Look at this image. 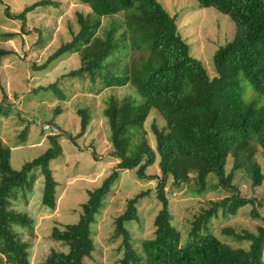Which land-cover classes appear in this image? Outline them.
<instances>
[{
  "label": "trees",
  "instance_id": "16d2710c",
  "mask_svg": "<svg viewBox=\"0 0 264 264\" xmlns=\"http://www.w3.org/2000/svg\"><path fill=\"white\" fill-rule=\"evenodd\" d=\"M79 1L87 5L90 12H77V32L72 33V38L62 43L43 63L36 65V69L46 68L63 54L78 53L81 64L69 72L70 76L84 78L86 75L92 83L99 80L103 88L130 84L141 100L114 94L106 99L102 115L109 127L110 156L117 163L98 186L88 191V199L82 203L75 223L63 228L52 227L50 237L66 250H52L44 263L84 264V258L89 257L94 249L90 226L95 214L119 178V171L136 169L138 178L155 180V197L160 204L154 219L153 236L142 241L146 264H264L263 226L251 236L247 250L232 249L212 235L194 237L181 246L179 233L171 224L165 190L169 180L174 186H180L193 175L198 190L202 192L210 172H214L219 184L226 187L238 169L254 186L264 181V173L256 160L257 154L264 157V104L245 101L239 85L241 78L246 79L258 95H264V1L197 0L200 7H215L235 24L233 38L213 54L216 74L212 77L203 63L190 55L189 46L178 33L174 16L158 0ZM5 9L10 16L7 6ZM31 9L32 6L27 7L15 17L24 22L26 12ZM120 15L122 23L113 20L103 35L97 34L102 18L114 19ZM143 29L148 30L150 50L157 52L158 65L153 67L152 57H147L146 63L134 66L122 76L107 73L108 58L121 57L127 49L142 48V43L136 42L134 35ZM5 35L14 36L15 33ZM9 53L0 48V56ZM48 87L55 89L56 85ZM7 99L4 95L0 110ZM151 109H155L163 121L162 125L155 121L150 124L154 146H151L144 126ZM77 112L80 115L79 132L74 136L66 131L49 134L45 150L23 163L20 169L12 168L9 147L0 139V241L3 251L14 264L31 263L28 246L16 234L12 224L27 226L30 223L28 217L10 209L8 197L23 190L28 174L39 169L43 183L41 203L46 209H55L57 185L49 163L61 153V137L75 142L85 133L91 119L90 112L86 108ZM50 122L53 125L55 121L51 119ZM229 156L233 164L226 174ZM154 163L159 167V174H147L146 168ZM142 194L129 198L125 210L115 221V233L121 238L123 253L119 264H139L141 259L132 246L124 223L137 217L136 203ZM230 201V210L235 212L251 199L241 198L236 193L221 198L215 208L196 216L191 234L197 233L218 205H229Z\"/></svg>",
  "mask_w": 264,
  "mask_h": 264
},
{
  "label": "rangeland",
  "instance_id": "374dc122",
  "mask_svg": "<svg viewBox=\"0 0 264 264\" xmlns=\"http://www.w3.org/2000/svg\"><path fill=\"white\" fill-rule=\"evenodd\" d=\"M158 1L174 16L178 33L189 46L190 55L200 60L208 74L214 76L213 54L233 38L234 22L215 7H200L197 0ZM6 6L11 17L6 13ZM30 6L32 9L26 12L24 22L15 17ZM77 12L87 14L90 9L79 0H2L0 3V48L11 52L0 56V101L4 95L12 99V103L3 101L2 104L1 110L5 112L9 109L7 112L12 115V119L5 121L0 111V139L7 147L21 145L11 151L12 168L19 169L23 163L42 152L48 144L49 135L42 127L52 125L51 119H54L53 125L60 133L66 131L74 136L80 130V115L77 111L86 108L91 116L86 135L76 138L75 142L61 137V153L49 163L57 185L54 210L46 209L41 203L43 183L39 169H34L26 178L25 198H22L21 193L18 198L8 197L10 209L29 219L30 224L27 226L19 223H13L12 226L27 244L31 264H45V258L52 250H66L60 242L50 237L52 227L63 228L66 224L75 223L79 219L82 203L88 199V191L98 186L117 163L110 156L109 127L102 115L106 99L114 94L141 100L130 84L103 88L99 80L92 83L86 75L84 78L70 76L69 72L81 64L78 53L63 54L46 68L36 69V65L43 63L62 43L72 38V33L77 32ZM113 20L122 23L123 17L102 18L97 34L103 35ZM5 33L15 35L10 38L1 36ZM134 36L136 42L142 43V48L127 49L126 56L108 58L107 73L122 76L134 66L146 63L147 57H152L153 67L158 65L157 52L150 50L148 30L138 31ZM142 55L144 59L140 60ZM50 84H55L56 88H49ZM239 85L245 101L264 104V95H258L246 79L241 78ZM152 121L163 124L155 109H151L144 124L149 142L154 146V137L150 132ZM256 160L264 173V157L257 154ZM232 164L233 159L229 156L225 165L226 174L232 169ZM119 172V178L112 184L91 223L94 249L89 257L84 258V264H119L123 253L121 238L115 233V221L125 210L127 200L142 192L144 194L136 203L137 217L125 221L124 226L141 258L139 264H146L142 241L153 236L154 219L160 209L155 197V180L138 178L136 169ZM146 173L159 174L157 163L147 167ZM165 190L171 224L179 233L181 246L194 237L212 235L232 249L247 250L251 236L257 233L259 226L264 227V181L260 185H252L241 169L234 171L226 187L219 184L214 172H210L202 192L198 190L193 175L191 180L180 186H174L169 180ZM233 193L241 198H250L251 201L239 206L235 212L230 210L231 201L229 205H218L215 213L201 225L197 233L191 234L196 216L215 208L221 198ZM0 264H14L12 258L3 251L1 241Z\"/></svg>",
  "mask_w": 264,
  "mask_h": 264
},
{
  "label": "crops",
  "instance_id": "0c3cea01",
  "mask_svg": "<svg viewBox=\"0 0 264 264\" xmlns=\"http://www.w3.org/2000/svg\"><path fill=\"white\" fill-rule=\"evenodd\" d=\"M0 34H2V33H0ZM1 36H4V35H1ZM10 37H13V36H5V38H10ZM8 95V94H7ZM9 99H7V100H5L6 102H8L9 101V103H12V99L10 98V96H7ZM1 112H2V117H4L5 118V121H7L8 119H12V115L11 114H9L7 111H2V110H0ZM104 117V116H103ZM92 121V120H91ZM56 123H60V122H58V121H56ZM4 126V125H3ZM90 126V125H89ZM86 135V133L84 134V135H82L81 137H84ZM0 138H1V131H0ZM2 140V139H1ZM3 142V141H2ZM47 145L48 144H46V146L43 148V150H42V152L45 150V148L47 147ZM21 145H15V146H9V150H10V155H9V158H10V163H11V151H12V149H16L17 147H20ZM41 152V153H42ZM23 165V164H22ZM21 165V166H22ZM20 169V168H19ZM97 175H98V172H97ZM21 193V195H22V198H25V188L23 189V190H18L16 193H13V194H11V198L12 197H16V198H18V195Z\"/></svg>",
  "mask_w": 264,
  "mask_h": 264
},
{
  "label": "built area",
  "instance_id": "2783aa9c",
  "mask_svg": "<svg viewBox=\"0 0 264 264\" xmlns=\"http://www.w3.org/2000/svg\"><path fill=\"white\" fill-rule=\"evenodd\" d=\"M44 130H46L48 132V134H59V130L56 126L54 125H44L42 127Z\"/></svg>",
  "mask_w": 264,
  "mask_h": 264
}]
</instances>
